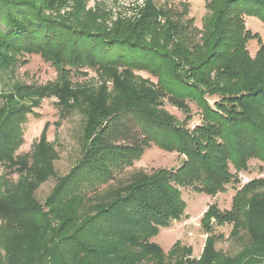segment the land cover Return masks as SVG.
I'll return each mask as SVG.
<instances>
[{
    "label": "trees",
    "instance_id": "16d2710c",
    "mask_svg": "<svg viewBox=\"0 0 264 264\" xmlns=\"http://www.w3.org/2000/svg\"><path fill=\"white\" fill-rule=\"evenodd\" d=\"M62 2L0 0V99L6 100L11 112L30 114L22 98L30 102L45 98L39 93H25L24 87L11 79L15 54L46 58L51 52L49 60L65 63L70 69L77 63L153 67L160 58L145 44L104 32L77 30L63 17L49 15L59 11ZM221 5L209 6L211 33L216 35L214 46L222 45L226 50L233 47L226 53L236 65L211 70L215 74L212 79L196 77L192 99L201 110V121L192 129L194 137L177 130V126L135 112L141 143L186 153L192 159L190 165L160 170L152 180L134 178L132 186H120L119 176L141 158L144 147L105 142L99 132L100 114L92 111L88 113L79 163L61 180L44 206H18L2 195L1 187L4 180L33 168L35 147L26 153L7 154L0 143V264H160L164 252L151 238L159 228L181 218L186 204L178 186L184 187L187 181L198 193L214 197L225 189L230 168L240 172L248 169L250 160L264 163V43L258 41L253 61L260 62L246 85L234 89L229 80L223 81H237V70L248 64L244 63L249 60V41L243 17L257 16L264 23V0H225ZM153 10L144 17H159ZM59 44L63 47L58 48ZM202 63L193 69L202 73L207 68ZM148 95L143 96L146 104L158 100ZM109 186L114 187L106 193ZM91 196L94 201L88 203ZM237 201L226 217L232 219L240 213ZM212 215V211L205 212L209 219ZM34 236L38 241L32 245L30 239Z\"/></svg>",
    "mask_w": 264,
    "mask_h": 264
},
{
    "label": "rangeland",
    "instance_id": "374dc122",
    "mask_svg": "<svg viewBox=\"0 0 264 264\" xmlns=\"http://www.w3.org/2000/svg\"><path fill=\"white\" fill-rule=\"evenodd\" d=\"M62 1L63 7L49 15L63 17L77 30L104 32L145 44L160 58L153 67L77 63L70 69L65 63L49 60L51 52L46 58L37 54L13 55L11 79L24 87L25 93L45 96L34 102L22 98L25 109L30 111L27 115L19 110L11 112L6 100L0 99L1 146L7 154L26 153L33 147L36 152L33 168L4 180L1 187L2 195L18 206H44L61 180L79 163L88 113L92 111L100 114L99 132L105 142L144 147L141 158L119 176L120 186L130 183V187L135 184L131 182L134 178L143 179L141 182L152 180L160 170L190 165L192 159L186 153L141 143L135 112L177 126L192 139V129L201 121V110L192 99L196 77L212 79L215 74L211 70L236 65L226 53L233 47L226 50L225 46H214L216 35L211 33L213 27L208 19L212 15L209 6L220 4V8L225 0ZM152 9L160 16L144 17ZM243 28L248 32L249 60L244 62L248 64L237 70V81L223 80H229L234 89L253 78L260 62L253 61L258 41L264 43V23L259 17H243ZM200 61L201 66L205 63L207 67L202 73L193 69ZM149 93L159 102L146 104L143 96ZM226 178L225 189L214 197L198 193L187 181L184 187H177L186 204L181 218L159 228L151 238L164 252L160 264H264V163L250 160L246 171L230 168ZM238 199L240 213L232 219L226 217ZM91 201L93 196L88 203ZM206 211L213 212L212 218L205 216ZM37 241L35 236L30 239L32 245Z\"/></svg>",
    "mask_w": 264,
    "mask_h": 264
}]
</instances>
